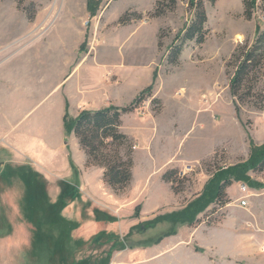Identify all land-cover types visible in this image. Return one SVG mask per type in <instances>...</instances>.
Masks as SVG:
<instances>
[{"label": "rangeland", "instance_id": "rangeland-1", "mask_svg": "<svg viewBox=\"0 0 264 264\" xmlns=\"http://www.w3.org/2000/svg\"><path fill=\"white\" fill-rule=\"evenodd\" d=\"M89 1L0 0V76L16 73L21 79L27 76L36 79L41 75L40 66H43L46 82L42 85L41 94L45 96L54 80L49 69L53 53L45 54L40 49L48 45L49 38L76 37L79 34L77 25L80 29L84 28L85 36L94 38L101 34L129 36L126 50L135 45L137 51L140 49L134 69L145 72L150 68L154 70L153 77L156 75L150 86L151 91L145 94L139 104L141 108L149 104L150 111L146 113L150 116L145 120H148V126L154 132L153 139L145 138L144 144L151 150L156 162H159L156 150L160 159V153L169 155L175 151L176 155L191 158L163 173L173 172L172 179L176 181L174 190L169 185L175 199L172 198L160 209L181 211L203 193L209 192L210 185H213L211 180H215L221 170L244 164L250 156V142L264 146V101L262 107L256 109L254 105L258 102V95L247 97L236 112L235 101L229 91L234 70L227 66L236 49L250 47L259 32L264 30V1L256 0L252 18L246 20L241 0H216L213 3L202 0L207 16L205 42L202 45L186 43L175 65H170L167 60L170 47L180 41L195 12V9L189 8L187 0H177L174 10L157 17H154L156 3L162 0H92L97 2V6L92 5L97 7L94 15L89 11ZM78 15L83 17L84 22L78 19ZM132 23L135 25L129 27ZM85 45L82 43V46ZM132 52L126 51L127 58L132 59ZM28 71H32L31 74ZM257 87L264 96V76ZM37 103H26L22 108L29 111ZM50 104L42 102L38 105L29 114L28 121L45 111L48 119L45 134L54 144L58 140V109L54 107L49 112ZM197 108L200 111H196ZM5 110L0 111V118L7 116ZM21 118L22 113L18 115V119ZM139 119L135 118L134 123L137 127H144L140 123L145 121ZM6 131V126L0 125V134ZM60 132L61 143L67 142V149H73L76 142L72 133L65 132L64 127ZM129 141L133 160L135 143L131 139ZM124 150L121 149L122 154ZM15 155L0 136V264H99L101 259H109L107 255L111 256L110 252H104L100 258L102 252L86 249L92 244L96 245V241L102 242L107 238L105 231H98L95 223L104 225L118 222L111 216L112 209L104 206L108 207L111 203L103 201L106 198L100 200L93 197L97 201L90 199L86 191L80 190L74 178L56 180L51 184L31 164L7 162ZM61 155V151H56L53 156L59 160ZM138 159L130 187L128 185L120 192L110 188L106 191V195H113L118 198V202L123 203L122 207H118V203L115 205L117 212H121L126 220L135 218L136 209L139 217L142 201H145L146 211L157 202L163 204L167 201V191L159 185L155 174L145 181L152 168L145 166L141 158ZM185 163H191L194 172L180 177L179 170ZM27 169L35 174L31 180L39 193L31 200L25 190L27 182L31 180L28 178L26 182L23 181ZM75 175L78 178L76 172ZM248 176L254 183L253 188L239 182L250 193L254 190L248 197L247 206L240 205L241 186L238 190V185H234L229 190L232 199L225 190L224 201L227 204L214 201L196 215V223L192 226L200 222L212 226L223 223L227 210L230 213L226 223L210 231H199V238L195 241L207 249H216L214 262L206 261L203 264H264V231L257 233V227L254 230L247 227L244 221L248 218L245 210L241 209L251 208L250 201H254V197L258 200L256 207L264 224V202L255 197L262 195L264 201V168L250 171ZM91 179L96 187V177ZM100 213L107 215L110 220H98ZM64 228L70 229V233L78 228L80 231L77 237L72 236L73 240ZM116 229H119L118 224L115 225ZM111 230L112 238L118 240V236H114V229ZM131 234L129 238L128 234L123 237L128 246L137 238L133 237L134 231ZM149 236L146 233L142 238Z\"/></svg>", "mask_w": 264, "mask_h": 264}, {"label": "crops", "instance_id": "crops-1", "mask_svg": "<svg viewBox=\"0 0 264 264\" xmlns=\"http://www.w3.org/2000/svg\"><path fill=\"white\" fill-rule=\"evenodd\" d=\"M83 17H85V14ZM83 17L78 15V19L82 22H84ZM133 25L135 24L132 23L129 27ZM77 27L79 34L76 37L49 38L50 41L47 40L48 45L40 49L43 50L45 54L53 53L52 62L49 63V69L54 75V80L45 96L41 94L42 85L46 82L45 68H43V66H40L41 75L36 79L31 76L21 79L16 73L14 75L9 74L0 76V109L2 107L3 110H5L4 107H6L7 109L5 111L8 112L5 118H0V125L4 124L7 129L6 133H1L0 136L16 154L11 157L12 159H8L7 162L17 165L20 163H23V165L31 164L35 168V171L51 184L56 182V180L74 178L75 181H78L80 190L86 191L90 199L97 201L93 199V197H97L100 200L106 198V200L103 201L111 203L108 207L107 205L104 206H106L105 208L112 209L111 216L118 219V222L115 221L114 223H106L104 225L95 223V225H97V230H104L107 234V238L103 239L102 242H99V240L96 241V245L92 244L89 249H86L102 252L100 253V258L104 252H110L111 256H109L110 258L108 257L107 264H203L206 261L208 263H213L216 249L214 247L207 249L195 240L199 238L200 230L204 229V231H210L214 227L226 223L228 217H230L228 210L223 223L212 226L206 225L203 222L194 226L180 225L176 228L175 234L168 236H165V234L169 231V225L164 224L146 232L135 233L133 237L137 238L130 246L123 241V237L128 234L129 230L134 226L150 221L157 216L174 212L175 209L172 208L160 209L166 206L172 198L175 199L171 186L169 183L163 181L162 176L168 168L174 167V165L184 160L191 159L188 156L176 155L177 151L169 155H165L162 152L160 153V155H162L160 159L156 150V156L159 161L156 162L151 150H148L147 146L144 144L145 138L149 137L153 139L154 137V132L148 126V120H145L150 116L147 114L150 111L148 107L149 104H145L146 106L143 105L141 109L137 107L133 111L121 116V133L135 143L130 185L134 179V169L139 160L138 158H141L145 166L152 168L151 173L146 177L145 181L151 174H155L158 177L157 181L159 185L164 187L167 191V201L163 204L157 202L149 211L145 210V201H142V210L138 218L129 217L126 220L121 216V212H117L115 203H118V207H122L123 203L118 202V198L113 195H108V193L106 195L107 188L110 187L103 181L104 170L98 167H87L85 153L80 148L74 134H72V136L76 144L73 146V149H67V142L61 143L60 131L63 128V117L65 113H67L71 119H75L82 111L95 112L109 106L116 108L132 106L143 90L150 87L153 83L154 70L149 68L145 72H140L134 69L137 61L135 58L140 55V52H138L140 49L137 51L135 45L129 48V50H126V41L129 39V36L120 37L119 34H101L98 35L97 38H94L90 35L85 36L83 33L85 31L84 28L80 29L78 25ZM82 43L86 45L82 46ZM139 45L141 46L140 43ZM83 47L84 49L80 51ZM126 51H128V53L133 51V61L131 58H127ZM28 72L31 74L32 71ZM153 90L154 89H152V91ZM30 102L38 103L29 111H25V109L22 108L23 104L25 106L26 103ZM42 102H51L48 106L49 112H51L54 107H56V110L58 109V132L56 134L58 140L55 141L54 144L45 134L46 124L48 123L45 111L37 115L32 121H28L29 114ZM162 103L163 108H165L164 102ZM191 109H193L192 104ZM191 109L189 108V113ZM204 109L205 108L201 110ZM141 110L147 112L144 117L140 114ZM195 110L200 111L199 108ZM20 113H22V118L18 119ZM135 118H140L139 120L145 121H141L140 123L144 124V127L140 125L137 127L134 123ZM21 122L23 123L20 125ZM171 122L174 123L173 120ZM217 148H215L213 152ZM56 151H61L62 153L59 160L53 156ZM212 153H210L209 156H211ZM95 177L97 179L96 187H94L91 182V178ZM234 185H238V190L241 186L239 182H233L232 185L227 188V194L231 199L232 197L229 194V190ZM252 191L254 192V190ZM253 192L250 193V190L247 189V193L245 194L249 197ZM240 194L242 196L244 195L242 193ZM97 195L101 196L98 197ZM255 197H258L261 202H264L262 200V195H257ZM253 199L254 201H250L252 205L251 208H241L245 210V214L248 218L244 221V224L253 230L257 227L259 232H255L261 233L264 231V224L261 222L260 213L256 207L258 200L254 197ZM100 203L103 204L102 202ZM116 224L119 225V229L115 230ZM79 229L80 228L70 233L71 237H77L78 231H80ZM111 229H114V232H116L114 236H118V240L117 238H112ZM164 229L167 231H164ZM146 233L150 234L149 238H142ZM158 239H160V241L155 243L154 241ZM104 240L106 241L105 243H103ZM211 253L213 256H211Z\"/></svg>", "mask_w": 264, "mask_h": 264}, {"label": "trees", "instance_id": "trees-1", "mask_svg": "<svg viewBox=\"0 0 264 264\" xmlns=\"http://www.w3.org/2000/svg\"><path fill=\"white\" fill-rule=\"evenodd\" d=\"M209 1L213 3L216 0ZM187 2L189 8L195 9V12L191 23L184 30L180 41L170 47L167 59L170 65L177 64L186 43L195 42L196 45H202L206 39L205 24L207 16L202 0H198L197 2L187 0ZM241 2L244 8V18L251 20L256 0H241ZM95 3L97 2L92 0L88 2L90 4L89 11L91 15L96 13L95 9L97 5ZM93 4L96 6H92ZM176 4L177 0H162L157 2L154 17L174 10ZM227 66L234 70L229 82V91L235 101L233 102L235 111L238 112V108L241 104H244L245 99L253 97V95H258V102H256L254 107L260 109L263 105L264 96L257 85L264 76V30L259 32L255 42L250 47L244 46L236 49ZM155 76L153 79H155ZM151 88H146L137 98L135 104L126 108L109 106L95 112L82 111L75 119L69 118L67 113L63 117L64 130L67 133L74 134L76 137L80 148L85 153L86 165L102 168L104 170L103 181L114 192L123 191L132 179L131 169L133 161L129 146L130 141L126 135L120 132L121 116L137 108L140 101L144 99L145 94L151 91ZM121 149H125L124 154L121 153ZM262 168H264V146H256L250 142L249 159L242 165L221 170L215 180H211L213 185H210L211 189H209V192L203 193L197 200L181 211L160 215L153 220L134 226L129 230L128 238L132 235L133 231L134 234L146 232L164 224L170 227L165 236L175 234L176 228L180 225L192 226L196 223V215L203 211L210 203L219 201L221 204H227V201H224L225 190L233 182H244L253 188L254 183L250 180L248 172L261 170ZM26 172L23 176V181L26 182L28 178L30 180L34 179L35 174L31 170L27 169ZM172 175L173 172H166L162 176V179L170 183L174 190L173 185L176 181L172 179ZM35 185L33 180L26 184V196L30 197L29 200L39 195ZM98 216V220L103 219L107 222L110 220L107 215L104 216L100 213ZM30 217L31 214L28 211V219ZM134 217H138V209H136ZM55 223L59 222L55 221ZM37 226H39V223ZM64 230L67 231V234L70 233V229L64 228ZM123 241L125 243V239ZM159 241L160 239L154 242L158 243ZM109 255L107 256L109 257ZM107 263V258L99 261V264Z\"/></svg>", "mask_w": 264, "mask_h": 264}, {"label": "built area", "instance_id": "built-area-1", "mask_svg": "<svg viewBox=\"0 0 264 264\" xmlns=\"http://www.w3.org/2000/svg\"><path fill=\"white\" fill-rule=\"evenodd\" d=\"M138 109H141V105L138 107ZM140 114L144 117L146 115V112L141 110ZM193 172H194V166L191 163H187V164H184L180 168L179 175H180V177H185V176H187ZM240 190L242 193H244V195L239 198V203L241 206L244 207V206H247V203H248V196H247V194H245V193H247V187L244 185H241Z\"/></svg>", "mask_w": 264, "mask_h": 264}]
</instances>
